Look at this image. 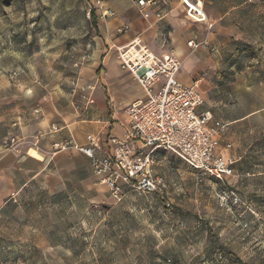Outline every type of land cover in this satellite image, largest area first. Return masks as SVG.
Masks as SVG:
<instances>
[{
	"label": "rangeland",
	"instance_id": "obj_1",
	"mask_svg": "<svg viewBox=\"0 0 264 264\" xmlns=\"http://www.w3.org/2000/svg\"><path fill=\"white\" fill-rule=\"evenodd\" d=\"M245 2L260 5V46L248 54L264 80V0H226ZM90 9V0L0 2V138L5 121L53 87L76 84ZM244 98L264 108V86ZM218 148L234 161L226 185L163 150L154 172L168 181L165 194L126 192L116 202L108 188L90 200L31 185L0 212V264H264V109L229 125ZM226 186L240 207L222 204Z\"/></svg>",
	"mask_w": 264,
	"mask_h": 264
},
{
	"label": "crops",
	"instance_id": "obj_2",
	"mask_svg": "<svg viewBox=\"0 0 264 264\" xmlns=\"http://www.w3.org/2000/svg\"><path fill=\"white\" fill-rule=\"evenodd\" d=\"M138 1L103 0V9L114 11L113 17L92 9L93 31L79 57L76 84L53 87L20 112L14 123L5 121L6 134L0 138V212L26 188L41 182L48 189H71L90 200L104 199L107 186L79 148L93 136L99 140V156L113 153L110 138H121L130 129L127 109L147 98L139 82L122 68L117 52L137 37L156 55L180 59L179 81L197 87L203 96L198 110L211 111L216 121L240 125L264 109L244 98L264 86L260 65L253 62L257 55L248 54L260 46V5L192 0L202 2L207 13L206 22L196 23L182 0H146L143 7ZM191 41L199 46L190 47ZM12 137L17 141L7 150L4 143Z\"/></svg>",
	"mask_w": 264,
	"mask_h": 264
},
{
	"label": "built area",
	"instance_id": "obj_3",
	"mask_svg": "<svg viewBox=\"0 0 264 264\" xmlns=\"http://www.w3.org/2000/svg\"><path fill=\"white\" fill-rule=\"evenodd\" d=\"M91 2V10H101L102 17L115 16L114 11L103 9V0ZM182 3L193 22L208 20L202 2L182 0ZM138 4L143 7L148 1L139 0ZM189 46L199 45L191 41ZM117 52L122 68L134 76L147 98L127 109L130 129L121 138H110L113 153L99 156V140L93 136H88V144L79 148L90 158L94 174L107 186L111 197L121 202L126 192L167 193L168 181L154 172L158 150L174 154L191 169L226 185L235 176L234 161L224 158L218 146L228 125L216 121L211 111L198 110L203 96L197 87H187L179 81L180 59L175 55H156L139 37L117 48ZM16 141L15 137L10 138L4 148L12 149ZM219 197L226 206L242 204L240 196L229 186ZM170 205L168 202L167 206Z\"/></svg>",
	"mask_w": 264,
	"mask_h": 264
},
{
	"label": "trees",
	"instance_id": "obj_4",
	"mask_svg": "<svg viewBox=\"0 0 264 264\" xmlns=\"http://www.w3.org/2000/svg\"><path fill=\"white\" fill-rule=\"evenodd\" d=\"M12 0H0V2L9 5ZM95 12L94 10L91 11V18L94 20Z\"/></svg>",
	"mask_w": 264,
	"mask_h": 264
}]
</instances>
